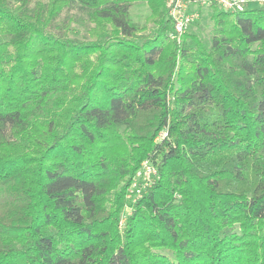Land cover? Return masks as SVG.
Instances as JSON below:
<instances>
[{
    "label": "trees",
    "instance_id": "1",
    "mask_svg": "<svg viewBox=\"0 0 264 264\" xmlns=\"http://www.w3.org/2000/svg\"><path fill=\"white\" fill-rule=\"evenodd\" d=\"M210 8L0 0V264H264V3Z\"/></svg>",
    "mask_w": 264,
    "mask_h": 264
},
{
    "label": "built area",
    "instance_id": "2",
    "mask_svg": "<svg viewBox=\"0 0 264 264\" xmlns=\"http://www.w3.org/2000/svg\"><path fill=\"white\" fill-rule=\"evenodd\" d=\"M249 0H167L169 15L173 22L171 36L178 41L186 33L189 27L201 17L198 6H210L215 3L224 11H243L246 7L251 6ZM260 2L257 5L263 4ZM157 174V168L149 161H145L142 168L138 171L130 187L129 197L135 201L141 195L140 187L150 184L154 175ZM125 221V216L122 222Z\"/></svg>",
    "mask_w": 264,
    "mask_h": 264
},
{
    "label": "rangeland",
    "instance_id": "3",
    "mask_svg": "<svg viewBox=\"0 0 264 264\" xmlns=\"http://www.w3.org/2000/svg\"><path fill=\"white\" fill-rule=\"evenodd\" d=\"M249 1H250L249 4L251 6L257 5L262 1L264 2V0H249ZM198 8L200 10L201 17L197 21H195L187 31H189L190 33L197 34L207 44H209L213 32V24L211 19L213 10L210 8V6H198ZM150 13H151V9L146 2H136L130 8V14L132 20L138 23H145L146 18L148 15H150ZM150 28L153 29L154 25L150 24ZM126 209L128 213H131L130 209L128 208ZM119 225L121 228H123L125 225V222H122V218L119 222Z\"/></svg>",
    "mask_w": 264,
    "mask_h": 264
}]
</instances>
